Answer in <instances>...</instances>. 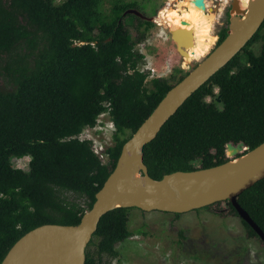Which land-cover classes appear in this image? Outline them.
I'll return each instance as SVG.
<instances>
[{"label": "trees", "instance_id": "trees-1", "mask_svg": "<svg viewBox=\"0 0 264 264\" xmlns=\"http://www.w3.org/2000/svg\"><path fill=\"white\" fill-rule=\"evenodd\" d=\"M105 1L109 10L104 9ZM154 26L133 0H0V264L33 229L80 223L114 170L123 145L187 75L144 84L146 74L139 71L144 56L137 45ZM227 33L228 28L221 29L216 45ZM257 41L261 46L255 54L250 47ZM208 97L218 102H207ZM108 110L115 132L103 163L91 143L77 137ZM263 142L264 22L242 51L144 146L143 163L149 177L160 180L227 162L228 144L252 150ZM23 157L30 159L28 171L12 166L13 158ZM63 193L75 194L85 206L68 202ZM237 202L264 233V179ZM222 203L229 215L239 218L229 202L205 209ZM132 209L117 208L100 219L87 246L95 249L86 248L85 264H110L105 257L118 256L116 245L131 236ZM239 220L246 238L264 247L254 230Z\"/></svg>", "mask_w": 264, "mask_h": 264}, {"label": "water", "instance_id": "water-1", "mask_svg": "<svg viewBox=\"0 0 264 264\" xmlns=\"http://www.w3.org/2000/svg\"><path fill=\"white\" fill-rule=\"evenodd\" d=\"M196 3L204 5L203 0ZM231 11L225 39L165 94L123 145L114 170L96 193L92 208L84 213L80 223L76 226L46 224L33 229L12 246L1 264H85L86 248L100 219L117 208L183 214L229 202L239 218L264 243V233L237 202L239 195L264 179V142L252 150L243 144H228L227 162L206 169L174 172L160 180L150 178L143 163L144 146L155 139L163 125L194 92L242 51L264 22V0L249 2L247 11L240 8L239 0H233ZM130 13L142 18L136 11ZM169 34L178 54L187 57V50L194 44L192 32L174 28ZM229 150L234 152L230 155ZM237 159L238 162L232 164ZM136 172L141 182H136Z\"/></svg>", "mask_w": 264, "mask_h": 264}, {"label": "rangeland", "instance_id": "rangeland-1", "mask_svg": "<svg viewBox=\"0 0 264 264\" xmlns=\"http://www.w3.org/2000/svg\"><path fill=\"white\" fill-rule=\"evenodd\" d=\"M130 2L132 0H124ZM141 5L145 18L154 23L150 35L163 34L161 41L147 50L158 68L165 63L171 67L168 78H178L190 72L198 62L182 67V57L178 54L169 30L159 28L160 12L166 7L177 6L181 0H133ZM233 0H208L209 14H214L212 33L216 37L222 28H229L232 18L231 4ZM170 3V4H169ZM109 1L104 2V9L109 10ZM235 13V12H234ZM238 16V14H237ZM240 17H242L240 15ZM132 36L135 35L131 29ZM261 41L254 43L250 50L259 53ZM209 51V52H210ZM3 68L0 65V86L4 84ZM215 95L218 89L214 90ZM207 102L218 98H206ZM112 143V142H111ZM109 142L108 145H111ZM226 157L227 153L225 151ZM29 157L13 158L14 168L28 171ZM68 202H77L85 206L84 200L72 193H63ZM128 228L131 236L116 245L118 256L107 259L110 264H264V247L255 239H247L239 218L229 215L227 206L220 204L209 209H200L183 214L163 213L158 211L144 212L139 209L130 211ZM183 233V237L181 236ZM93 251V245L87 248Z\"/></svg>", "mask_w": 264, "mask_h": 264}, {"label": "bare ground", "instance_id": "bare-ground-1", "mask_svg": "<svg viewBox=\"0 0 264 264\" xmlns=\"http://www.w3.org/2000/svg\"><path fill=\"white\" fill-rule=\"evenodd\" d=\"M175 1L170 0V2ZM197 1L181 0L175 8L171 7L172 5L166 7L159 15L162 24H165L168 28L189 30L193 34L194 44L187 50L188 56L182 57L183 67H188L194 61L199 63L205 58L211 52L210 48L214 45L216 39L212 33L214 14L207 12L209 7L208 0H203L204 5L197 4ZM251 1L253 0H239L240 8L247 11L248 3ZM237 162L238 159L234 160L232 164ZM135 179L136 182H141V178L137 172L135 173Z\"/></svg>", "mask_w": 264, "mask_h": 264}, {"label": "built area", "instance_id": "built-area-1", "mask_svg": "<svg viewBox=\"0 0 264 264\" xmlns=\"http://www.w3.org/2000/svg\"><path fill=\"white\" fill-rule=\"evenodd\" d=\"M156 25L159 28H166L165 24H162L161 21L156 22ZM150 34L144 42L137 45V50L144 56V61L139 67V71L146 74V79L144 81L146 86L154 79L168 78L171 73V67L168 63H165L161 68H158L153 61V58L147 54V50L153 47L158 40L161 41L163 38V34L160 32L153 34V36ZM114 132L115 127L110 119L108 110L98 116L96 124L93 127L85 128L77 138L80 141H89L94 154L105 163L107 161L106 150L112 146L111 142ZM109 142L111 145H108Z\"/></svg>", "mask_w": 264, "mask_h": 264}, {"label": "crops", "instance_id": "crops-1", "mask_svg": "<svg viewBox=\"0 0 264 264\" xmlns=\"http://www.w3.org/2000/svg\"><path fill=\"white\" fill-rule=\"evenodd\" d=\"M183 67V66H182Z\"/></svg>", "mask_w": 264, "mask_h": 264}]
</instances>
